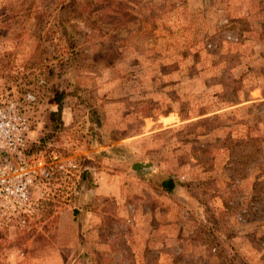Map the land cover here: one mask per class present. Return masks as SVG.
<instances>
[{"label":"rangeland","instance_id":"374dc122","mask_svg":"<svg viewBox=\"0 0 264 264\" xmlns=\"http://www.w3.org/2000/svg\"><path fill=\"white\" fill-rule=\"evenodd\" d=\"M68 57L78 93L61 119L87 125L92 189L74 214L0 226V264H264V0H0V94L35 95L19 108L29 141L57 83L38 81ZM134 162L151 166L145 188Z\"/></svg>","mask_w":264,"mask_h":264},{"label":"built area","instance_id":"2783aa9c","mask_svg":"<svg viewBox=\"0 0 264 264\" xmlns=\"http://www.w3.org/2000/svg\"><path fill=\"white\" fill-rule=\"evenodd\" d=\"M38 85L44 87L45 81ZM22 102L32 105L35 95L0 94V226H42L45 218L72 210L85 170L80 147L87 125H64L56 140L28 152L34 129L32 119L20 114Z\"/></svg>","mask_w":264,"mask_h":264},{"label":"trees","instance_id":"16d2710c","mask_svg":"<svg viewBox=\"0 0 264 264\" xmlns=\"http://www.w3.org/2000/svg\"><path fill=\"white\" fill-rule=\"evenodd\" d=\"M58 27L60 31L59 33L62 37L61 40L66 44V49L68 50V54H70L73 52L72 50L74 44L75 31L74 25L70 23V19L68 17L67 10L65 7L60 10ZM22 68L17 70L14 69L15 72L14 75L11 76L12 79H16L19 77L18 75L20 74L19 72ZM34 68L35 67H32L31 69L27 70H34ZM72 69V58L69 57L68 59H63L62 61L60 60L59 62L54 63L53 65H49V67H47V70L45 71L43 77L45 83H47L51 79L57 80V83H52L48 87V93L50 95V109L47 113V119L44 126L38 133V136L36 137V139H34V142H31L29 144L28 152H36L39 149L45 147V144L56 140L60 133L64 130V123L61 119L63 106L68 97L77 95L78 93V88L76 87L73 81ZM22 72H24V70H22ZM30 72L31 71L27 73ZM43 97L44 96L42 94V98ZM80 183L81 187H83L84 190L92 189L91 174L87 169L82 172ZM157 183L159 189L166 195L171 196L172 193H174L176 190V184L170 177H159ZM78 194L74 199V204L76 205L72 211V214L76 213V211H80V205H82V202L83 204H85V200H80L81 195ZM188 205L193 206L192 201L188 198H185L184 206ZM195 208H197V206H195ZM7 225L8 224L2 226ZM233 256L230 257L229 261H231V264H236V260L233 258Z\"/></svg>","mask_w":264,"mask_h":264},{"label":"water","instance_id":"95a60500","mask_svg":"<svg viewBox=\"0 0 264 264\" xmlns=\"http://www.w3.org/2000/svg\"><path fill=\"white\" fill-rule=\"evenodd\" d=\"M150 164L145 162H134L130 165L129 171L133 172L134 174H142L150 169Z\"/></svg>","mask_w":264,"mask_h":264},{"label":"crops","instance_id":"0c3cea01","mask_svg":"<svg viewBox=\"0 0 264 264\" xmlns=\"http://www.w3.org/2000/svg\"><path fill=\"white\" fill-rule=\"evenodd\" d=\"M141 175H143V174H140V173H139V174H134L132 179H133V182L135 181V182L139 183V184H137L139 187H140V186H141V187L143 186V187L145 188V185H144V183H143V181H145V180H142L143 178H142ZM131 177H132V176H131ZM131 182H132V180H131ZM133 182H132V183H133ZM135 182H134V183H135ZM135 184H136V183H135ZM95 190H97V189H95ZM95 190H94V191H95ZM163 194H164V193H163ZM164 195H166V194H164ZM133 196H134L133 198L137 199L138 202H142V200H143V194H141L140 192H137V193H134V192H133ZM167 196H169V195H167Z\"/></svg>","mask_w":264,"mask_h":264}]
</instances>
